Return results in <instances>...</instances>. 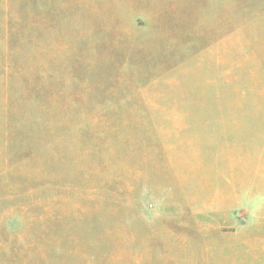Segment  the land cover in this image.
<instances>
[{
  "label": "rangeland",
  "instance_id": "rangeland-1",
  "mask_svg": "<svg viewBox=\"0 0 264 264\" xmlns=\"http://www.w3.org/2000/svg\"><path fill=\"white\" fill-rule=\"evenodd\" d=\"M26 2L0 0V264H264V0Z\"/></svg>",
  "mask_w": 264,
  "mask_h": 264
},
{
  "label": "trees",
  "instance_id": "trees-1",
  "mask_svg": "<svg viewBox=\"0 0 264 264\" xmlns=\"http://www.w3.org/2000/svg\"><path fill=\"white\" fill-rule=\"evenodd\" d=\"M27 6L30 5L35 9V7L38 5V11L42 14H39L41 16V19L49 17L50 18V24L51 27L53 26V23L55 22V18L57 17V12L59 11V1L58 0H27ZM44 26V24L42 23Z\"/></svg>",
  "mask_w": 264,
  "mask_h": 264
}]
</instances>
